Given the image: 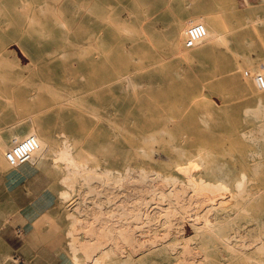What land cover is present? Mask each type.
<instances>
[{
	"label": "rangeland",
	"instance_id": "rangeland-1",
	"mask_svg": "<svg viewBox=\"0 0 264 264\" xmlns=\"http://www.w3.org/2000/svg\"><path fill=\"white\" fill-rule=\"evenodd\" d=\"M195 21L206 34L187 47ZM261 62L264 0H0L3 224L15 226L23 206L35 205L27 225L49 227L67 264H264V118L251 114L264 104L254 80ZM28 133L38 149L10 165L9 141ZM64 145L81 174L58 159ZM86 169L109 181L87 180ZM139 170L152 175L146 188L127 178ZM153 184L177 188L194 209L166 216L172 196ZM137 210L136 237L155 248L132 252L115 226L136 223ZM100 213L119 244L72 222Z\"/></svg>",
	"mask_w": 264,
	"mask_h": 264
},
{
	"label": "bare ground",
	"instance_id": "bare-ground-1",
	"mask_svg": "<svg viewBox=\"0 0 264 264\" xmlns=\"http://www.w3.org/2000/svg\"><path fill=\"white\" fill-rule=\"evenodd\" d=\"M251 114L253 115V116H255V117H257V118H264V104H258V106H256L254 109H252L251 110ZM258 130H259V132L261 133V136L262 137H264V123H262L261 124V126L258 128ZM57 157H58V159L60 160V161H62V162H66L67 163V166H71L72 167V172H70L69 171V173H72V175L75 173V174H81V173H79V170L81 169L80 167L83 165H80L75 159H74V157H73V155H72V153H71V151H70V149H69V147L68 146H66V145H64L58 152H57ZM57 159V158H56ZM65 164V163H64ZM85 166V165H84ZM68 168V167H67ZM83 168V167H82ZM85 168V167H84ZM71 169V168H70ZM69 169V170H70ZM107 169V168H106ZM106 169H104L105 171L104 172H108V171H106ZM67 170V173H68V169H66ZM87 171V173L84 175V177L87 179V180H92V179H101V180H103V179H108V181H109V178H107V177H109L108 175L106 176V174L104 175V176H98V173H96L95 172V170H89L88 171V169H86ZM83 171H85V170H83ZM78 172V173H77ZM148 172V171H147ZM150 172V171H149ZM149 172H148V174L147 173H145V172H142L141 170H139V172H135L134 171V173H136V174H131V173H133V171L130 173L131 175L128 177L127 176V178H128V180H131L132 182H140L141 184H142V186H143V184H144V186H145V183L147 182L146 180H147V177L150 179V177L149 176H152V175H150L149 174ZM128 173V174H129ZM152 173V172H151ZM153 174V173H152ZM155 174V175H154ZM153 175H154V177L156 176V174H157V172L156 173H154ZM100 175V174H99ZM102 175H103V173H102ZM159 175V174H158ZM69 175L67 174V177H68ZM161 175H159V177H160ZM159 177H157V179L159 178ZM163 177V176H162ZM64 178V177H63ZM151 178H153V177H151ZM165 179H163V180H165V181H167L169 178H171V177H164ZM68 179V178H67ZM149 179H148V181H149ZM154 179H156V178H154ZM161 179V178H160ZM159 179V181H161ZM244 179V178H243ZM66 180V179H65ZM98 180V181H99ZM115 180V179H114ZM119 180V179H118ZM117 180V181H118ZM152 180V179H151ZM171 179H169V181H170ZM104 181V180H103ZM107 181V180H106ZM116 180H115V182H117ZM131 181H129L130 183H131ZM155 181V180H154ZM153 181V182H154ZM158 181V182H159ZM169 181L168 182H165L166 183V185H167V183L169 184ZM105 182V181H104ZM103 182V184H105ZM112 182H114V181H112ZM114 182V183H115ZM128 182V181H127ZM149 182H151V181H149ZM148 182V183H149ZM163 181H161V183H162ZM64 183H66V181L64 182ZM68 183V182H67ZM87 183V182H86ZM107 183V182H106ZM114 183H112V185L114 184ZM164 183V182H163ZM162 183V184H163ZM164 183V184H165ZM101 184H102V181H101ZM110 186H111V183L109 182L108 183ZM122 184V183H121ZM121 184H119L120 186H123V185H121ZM136 184H138V183H136ZM135 184V185H136ZM152 184V183H151ZM160 184V183H159ZM152 185V187L153 186H156V187H158V186H160V188H154L153 187V189H154V191H155V189L156 190H158L159 189V193H160V195L161 196H164V197H166L167 196V198H168V196L169 197H171L172 196V201H173V209H172V207H170V205L168 204L167 205V207L166 208H164L163 207V209H162V211L165 213V215L166 216H169L170 215V217H173L172 215L174 214H171L172 213V211L174 210L175 211V209L176 210H180L181 211V215H184L186 212H188V211H190L191 209L193 210L194 209V206H193V201H191V200H189V198L187 199V197H185V194L184 195H182L181 193H178L177 194V192H178V189L176 188H174V189H169L168 191H166L167 189L166 188H163V187H165L166 185ZM68 185V184H67ZM69 185H71L70 183H69ZM107 185V184H106ZM109 185H107V186H109ZM130 185L131 184H129V187H130ZM148 185V184H147ZM146 185V186H147ZM170 185V184H169ZM238 185H240V183L238 184ZM82 186V185H81ZM114 186V185H113ZM119 186V187H120ZM133 186H134V184H133ZM137 186H140V185H137ZM143 186V187H144ZM146 186H145V188H146ZM163 186V187H162ZM177 186V185H176ZM103 187H105V186H103ZM115 187V186H114ZM118 187V186H117ZM143 187L141 188V186L139 187V188H141V191L143 190ZM148 187H150V186H148ZM147 187V188H148ZM167 187V186H166ZM169 187V186H168ZM184 187V186H183ZM110 188H112V186L110 187ZM106 189V188H105ZM133 189H134V187H133ZM149 189V188H148ZM147 189V190H148ZM205 189V188H204ZM93 190H95V189H93ZM135 190H137V189H135ZM146 190V189H145ZM146 190V191H147ZM112 191V190H111ZM133 191V190H132ZM141 191H138V193L139 192H141ZM177 191V192H176ZM74 192V191H73ZM97 191H95V193H96ZM109 192V191H108ZM107 192V193H108ZM122 192V191H121ZM135 192V191H134ZM133 192V193H134ZM143 192V191H142ZM152 192H153V190H152ZM151 192V193H152ZM182 192V191H181ZM115 193V192H114ZM132 193V192H131ZM147 194L149 193V191H147L146 192ZM154 194L153 195H155V193H157V191L156 192H153ZM97 194H98V192H97ZM121 194V193H120ZM124 194H126V193H124ZM129 194V193H128ZM128 194H126L127 195V198L129 199V197H130V195H129V197H128ZM139 194H141V193H139ZM66 195V194H65ZM96 195V194H95ZM126 195H124V196H126ZM134 195V194H133ZM135 195H137L136 193H135ZM134 195V196H135ZM142 195H143V193H142ZM152 195V196H153ZM157 195V194H156ZM79 196V195H78ZM109 196V195H108ZM107 196V197H108ZM116 196H118V194L116 195ZM123 196V195H122ZM140 196V195H139ZM138 195H137V199H135L136 197H134V199L135 200H133V201H137V204H138V202H140V203H143V204H145V202H148L147 200H146V198L145 197H142V198H140ZM144 196V195H143ZM148 196V195H147ZM149 196H150V194H149ZM159 195H157V196H155V197H158ZM160 196V198H162ZM67 197V196H66ZM105 197V196H104ZM114 197V196H113ZM154 197V196H153ZM163 197V198H164ZM195 197V196H194ZM84 198V197H83ZM95 198V197H94ZM94 198H92V199H94ZM99 198V197H98ZM111 198V197H110ZM110 198H108V199H110ZM124 198H126V197H124ZM132 198V197H131ZM130 198V199H131ZM197 198V197H196ZM68 199V198H67ZM100 199V198H99ZM107 199V201L109 202V200ZM122 199H123V197H122ZM127 199V200H128ZM133 199V198H132ZM150 199H151V196H150ZM149 199V200H150ZM152 199H154V198H152ZM155 199H157V198H155ZM192 199V198H191ZM195 199V198H194ZM118 200V199H117ZM117 200H115L116 202H117ZM124 200V199H123ZM159 200V199H158ZM164 200H166V198L164 199ZM92 201V200H91ZM103 200H101L100 202H102ZM106 201V200H105ZM110 201H112V200H110ZM114 201V202H115ZM131 201V200H130ZM171 201V200H170ZM195 201H197V199H195ZM92 202H94V204H95V201H92ZM124 202V201H123ZM122 202V203H123ZM151 202V201H150ZM185 203V204H183V203ZM96 203H97V201H96ZM104 203V202H103ZM127 203V202H126ZM133 203H136V202H133ZM139 203V204H140ZM149 203V202H148ZM195 203V202H194ZM197 203V202H196ZM195 203V204H196ZM94 204H92V205H94ZM100 204H102V203H100ZM117 204H121V203H118L117 202ZM116 204V205H117ZM142 204V205H143ZM170 204H172L171 202H170ZM194 204V205H195ZM198 204V203H197ZM91 205V204H90ZM97 205H98V203H97ZM105 205V204H104ZM107 205H109V203L107 204ZM115 205V204H114ZM130 205H132V204H130ZM135 205V204H134ZM146 205V204H145ZM98 206H100V205H98ZM113 206V205H112ZM111 206V207H112ZM118 206V205H117ZM116 206V208H117V210H119V208L118 207H120V206H122V204L120 205V206H118L117 207ZM139 206H141V204L139 205ZM138 206V207H139ZM147 206V205H146ZM145 206V207H146ZM168 206H169V208H168ZM96 207V206H95ZM100 207H102V206H100ZM132 207V206H131ZM138 207H137V209H138ZM142 207V206H141ZM157 207V206H156ZM161 208H162V206H160ZM159 207V208H160ZM186 207V208H185ZM69 208V207H68ZM97 208H99V207H97ZM103 208H104V206H103ZM107 208V207H106ZM112 208H114V207H112ZM116 208H114V209H116ZM124 208V207H123ZM158 208V209H159ZM75 209V208H74ZM87 209V208H86ZM100 209H102V208H100ZM99 209V210H100ZM109 209V208H108ZM120 209H122L121 207H120ZM132 209V208H131ZM140 209V208H139ZM142 209V208H141ZM140 209V210H141ZM77 210V209H76ZM75 210V211H76ZM110 210H112V209H110ZM125 210V209H124ZM123 209H122V212H125ZM130 210V209H129ZM136 210V209H135ZM140 210H137L136 212H135V214H134V212H133V214H134V217L132 218V219H134L135 220V222L136 223H133L134 221H131L130 219H128V220H130L132 223H125V224H121V225H117V226H115V228H116V230H115V232H117L118 233V236H119V238L122 240V241H125V244H126V242L127 243H129L131 246L129 247L130 249H131V251L132 252H140V251H143V249H149V248H155V247H150V246H146V242L145 241H143V242H145V243H143V242H141L140 243V240L141 239H138V238H140V237H136V234H135V228L136 227H138V221H139V219L141 218V213L143 212V211H141L140 212ZM161 210V209H160ZM104 211V210H103ZM109 211V210H108ZM107 210H106V213H107V215L105 214V213H103V214H105L107 217H108V214H110V211L108 212ZM139 211V212H138ZM179 211V212H180ZM97 212V211H96ZM100 212H102L101 210H100ZM113 212V211H112ZM132 212V210L129 212V213H131ZM79 213V212H78ZM117 213V212H116ZM129 213L128 212H126V213H124V214H127L128 216H129ZM80 214V213H79ZM78 214V215H79ZM103 214H96V215H93L94 217H92L93 219H92V221L90 222V224H85V222L86 221H84V220H82V219H80V218H77V217H75L74 218V220H72V222L75 224V223H77L76 225L77 226H79V223L81 224L82 223V225H84V228H85V226H86V228L88 227V225H91V228L93 229V232L95 231L96 233L95 234H99V239H97V238H95L94 237V239H96V241H98L99 240V243H102V244H108L106 241H104V239H107L108 241H109V243H117V244H119L118 243V240H117V238H116V236L115 237H113V233H112V231H111V228H109V226H108V224H106V222H103V219L106 217H104V215ZM113 214V213H112ZM118 214H120V213H118ZM123 214V215H124ZM132 214V213H131ZM144 214V213H143ZM146 215H145V220H146V222H150L153 218H152V216L149 214V213H145ZM177 214H178V212H177ZM187 214V213H186ZM87 215V214H86ZM113 215H115V212H114V214ZM122 215V214H121ZM163 215V214H162ZM175 215V214H174ZM116 216V215H115ZM126 216V215H125ZM124 216V217H125ZM144 216V215H143ZM79 217V216H78ZM111 217H113V216H111ZM130 218H131V215L129 216ZM184 217V216H183ZM82 218V217H81ZM88 218V217H87ZM110 218V217H109ZM109 218H108V220H109ZM122 218V217H121ZM112 220H120L121 221V219L119 218V219H112ZM123 220V219H122ZM141 220L144 222V220L141 218ZM167 220V219H166ZM119 221V222H120ZM124 221V220H123ZM125 221H127V220H125ZM162 221H164V220H162ZM145 222V223H146ZM165 222V221H164ZM144 223V224H145ZM162 224V223H161ZM165 224V223H164ZM201 225H203V226H205V227H207V226H209V222L207 221V220H203L201 223H200ZM143 226H145V225H143ZM76 227V226H75ZM142 227V226H141ZM137 229V228H136ZM91 230V229H90ZM151 230V229H150ZM86 231V230H85ZM138 231V230H137ZM145 235H147V233H145ZM94 236H96V235H94ZM144 236V235H143ZM97 237V236H96ZM93 238V237H92ZM143 238V237H142ZM145 238V237H144ZM147 238V237H146ZM145 238V239H146ZM152 238H154V237H152ZM145 239H143V240H145ZM257 239V238H256ZM147 240V239H146ZM224 240L226 241V243H229V240L227 239V237L226 238H224ZM154 241V240H153ZM121 242V241H120ZM248 242V241H247ZM247 242H245V241H243V243H241L240 244V247H238V249L239 250H241V251H244L245 250V247H246V243ZM249 242H252V241H249ZM95 243V242H94ZM97 243V242H96ZM151 243V242H150ZM253 243V242H252ZM153 244V243H152ZM246 244V245H245ZM91 245H92V243H91ZM95 245V244H94ZM122 245V244H121ZM174 244H169L168 245V249L170 248V247H172ZM237 245H239V244H237ZM249 245V244H248ZM247 245V246H248ZM254 248H256V249H258V250H262V245H258V242H255L254 243ZM126 246H127V244H126ZM229 246V245H228ZM128 248V247H127ZM174 248V247H173ZM229 248V247H228ZM232 249V248H231ZM253 249V248H252ZM170 250V249H169ZM233 250V249H232ZM106 251V250H105ZM148 251V250H147ZM147 251H145V252H147ZM166 251V250H165Z\"/></svg>",
	"mask_w": 264,
	"mask_h": 264
},
{
	"label": "crops",
	"instance_id": "crops-1",
	"mask_svg": "<svg viewBox=\"0 0 264 264\" xmlns=\"http://www.w3.org/2000/svg\"><path fill=\"white\" fill-rule=\"evenodd\" d=\"M36 214L35 205H24L14 226L9 217L4 225L0 213V264H67L66 255L49 236V227L27 225Z\"/></svg>",
	"mask_w": 264,
	"mask_h": 264
},
{
	"label": "built area",
	"instance_id": "built-area-1",
	"mask_svg": "<svg viewBox=\"0 0 264 264\" xmlns=\"http://www.w3.org/2000/svg\"><path fill=\"white\" fill-rule=\"evenodd\" d=\"M206 34L205 25L200 21L191 22L187 25L184 45L187 47L194 46ZM264 68V63L258 65V72L255 75V84L258 88H264V74L260 72ZM246 74V73H245ZM38 138L28 133L19 138H12L8 147L4 150L6 161L12 166H20L31 161L35 151L38 149ZM19 231V229H17Z\"/></svg>",
	"mask_w": 264,
	"mask_h": 264
}]
</instances>
